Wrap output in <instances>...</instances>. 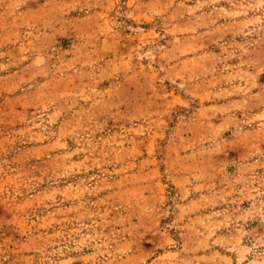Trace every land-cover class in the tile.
<instances>
[{
	"label": "rangeland",
	"instance_id": "rangeland-1",
	"mask_svg": "<svg viewBox=\"0 0 264 264\" xmlns=\"http://www.w3.org/2000/svg\"><path fill=\"white\" fill-rule=\"evenodd\" d=\"M0 264H264V0H0Z\"/></svg>",
	"mask_w": 264,
	"mask_h": 264
}]
</instances>
